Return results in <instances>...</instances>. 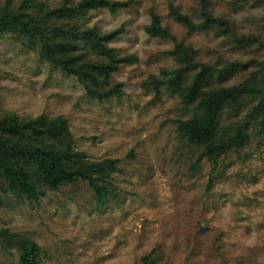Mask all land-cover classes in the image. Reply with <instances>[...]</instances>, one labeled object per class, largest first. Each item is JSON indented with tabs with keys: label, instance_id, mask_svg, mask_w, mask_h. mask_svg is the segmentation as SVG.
Segmentation results:
<instances>
[{
	"label": "rangeland",
	"instance_id": "rangeland-1",
	"mask_svg": "<svg viewBox=\"0 0 264 264\" xmlns=\"http://www.w3.org/2000/svg\"><path fill=\"white\" fill-rule=\"evenodd\" d=\"M36 1L54 8L64 0ZM116 1L126 5L76 19L103 32L123 27L108 44L115 56L133 59L112 72L109 84L120 83V91L107 98L90 95L76 75L17 34H0V116H62L74 149L91 160L114 159L116 167L107 179L114 195L104 202L85 179L44 188L37 200L0 189V228L34 240L39 264H141L151 251L154 264H264V134L256 114L248 141L229 140L216 158L189 144L179 122L196 103L165 86L156 91L149 80L177 66L168 54L176 42L146 30L154 10L177 41L198 51V61L214 70L235 60L248 66L264 57V0H209L210 12L234 22L238 35L256 37L243 46L214 29L189 30L170 15V6L194 15L197 0ZM86 48L78 54L90 51L83 56L93 60ZM249 69L220 81L230 84ZM251 107L225 110L219 127L233 133ZM227 133L215 137L226 140ZM0 264H19L18 248L0 244Z\"/></svg>",
	"mask_w": 264,
	"mask_h": 264
},
{
	"label": "trees",
	"instance_id": "trees-1",
	"mask_svg": "<svg viewBox=\"0 0 264 264\" xmlns=\"http://www.w3.org/2000/svg\"><path fill=\"white\" fill-rule=\"evenodd\" d=\"M208 3L209 0H197L194 15L170 6V15L189 30L214 29L216 34L224 35L234 45L243 46L256 40L251 34L248 37L238 35L234 22L214 15L208 9ZM13 4V0H5L0 9V34L6 33V29L17 34L43 58L76 75L92 96L103 99L120 91V83L109 84L110 76L121 63L132 61L133 57L115 56L108 42L123 32V27L103 32L98 27L77 24L76 19L83 18L92 9L115 11L126 5L124 1L64 0L54 8L36 0ZM151 18V23L146 26L150 35L175 40V46L168 54L177 61V66L165 68L160 76L152 75L149 80L156 91L165 86L176 91L183 101L196 103L194 114L179 122V131L187 142L201 147L207 157L216 158L230 147L229 140L236 145L241 140L248 141L247 125L254 113L259 131L264 134V57H255V63L248 66L242 60H235L214 70L195 59L198 51L177 41L154 10H151ZM88 45L95 53L93 60L83 56L90 51L78 54V48ZM249 67L230 84L220 81L228 75L233 76L238 68ZM249 105L252 107L233 133L219 127L225 110L236 115ZM220 132L227 133L226 140L215 137ZM115 170L114 159L91 160L74 149L67 121L62 116L48 117L42 113L26 118L10 112L0 116V189L3 191L10 189L37 200L44 188L56 189L60 184L85 179L98 202H104L114 195L107 179ZM0 244L18 248L19 264H39L40 247L34 240L18 236L8 228H0ZM153 252L142 256L141 264H154Z\"/></svg>",
	"mask_w": 264,
	"mask_h": 264
}]
</instances>
